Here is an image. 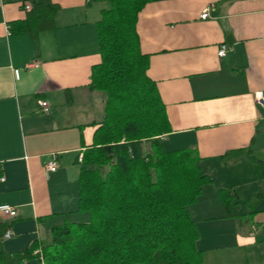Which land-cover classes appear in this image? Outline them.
I'll list each match as a JSON object with an SVG mask.
<instances>
[{
	"label": "crops",
	"instance_id": "crops-1",
	"mask_svg": "<svg viewBox=\"0 0 264 264\" xmlns=\"http://www.w3.org/2000/svg\"><path fill=\"white\" fill-rule=\"evenodd\" d=\"M50 1L53 25L33 37L16 24L30 10L0 0V206L17 212L0 210V251L8 254L35 243L41 254L51 228L77 213L79 156L105 115V95L89 87L104 7ZM137 32L171 124L166 147L195 149L210 178L196 201L204 206L190 210L203 264H264V171L248 174L242 155L223 157L244 148L264 164V109L255 101L264 93V0H151ZM52 159L57 169L47 175Z\"/></svg>",
	"mask_w": 264,
	"mask_h": 264
},
{
	"label": "trees",
	"instance_id": "trees-1",
	"mask_svg": "<svg viewBox=\"0 0 264 264\" xmlns=\"http://www.w3.org/2000/svg\"><path fill=\"white\" fill-rule=\"evenodd\" d=\"M10 1L31 4L27 18L16 23L23 32L37 37L52 27L57 7L50 0ZM149 1L90 0L109 7L97 22L101 60L89 84L105 95V115L79 162L77 212L88 219L53 226L41 254H33L36 243L19 253L0 251V264L35 257L41 264H203L189 207L210 178L195 149H169L163 139L171 124L137 32ZM229 155H242L248 174L264 171L248 149L223 157ZM229 195L221 190L231 209Z\"/></svg>",
	"mask_w": 264,
	"mask_h": 264
},
{
	"label": "built area",
	"instance_id": "built-area-1",
	"mask_svg": "<svg viewBox=\"0 0 264 264\" xmlns=\"http://www.w3.org/2000/svg\"><path fill=\"white\" fill-rule=\"evenodd\" d=\"M25 9L26 10H30L31 9V4L30 3H26L25 4ZM207 12V9H205L203 11L202 16L204 17L205 13ZM227 50V45L226 44H222L219 50V55L220 56H224ZM17 71V70H16ZM255 101L257 102V104H259L263 109H264V93L263 92H256L255 93ZM42 107L44 108V110H47V102L42 101L41 103ZM83 159V154H81L79 156V160L82 161ZM57 161L56 159H52L50 161H48L45 164V172L47 175H49L51 172L55 171L57 169ZM4 177H1V180H4ZM0 210L5 214V215H11L14 216L17 214L16 209L14 207H11L9 205H1L0 206ZM12 236V232L11 230H7V232L5 233V237L6 238H10Z\"/></svg>",
	"mask_w": 264,
	"mask_h": 264
},
{
	"label": "rangeland",
	"instance_id": "rangeland-1",
	"mask_svg": "<svg viewBox=\"0 0 264 264\" xmlns=\"http://www.w3.org/2000/svg\"><path fill=\"white\" fill-rule=\"evenodd\" d=\"M96 5L98 6V7H104V8H107V7H109V3L108 2H101V3H99V2H97L96 3ZM207 193V194H206ZM206 196H205V198H203V199H205L206 201H207V203H209V200H210V195H209V193L206 191ZM196 203V202H195ZM193 204V205H195L194 207H195V209H196V211L195 212H199L198 210H199V208H201V207H203L204 206V204H198V203H196V204ZM200 203H202V202H200ZM192 205L189 207V210H191L192 208ZM84 219H88V215L87 214H81V213H79V212H77L76 214H72V215H70L69 216V220L70 221H75V222H77V221H82V220H84Z\"/></svg>",
	"mask_w": 264,
	"mask_h": 264
}]
</instances>
